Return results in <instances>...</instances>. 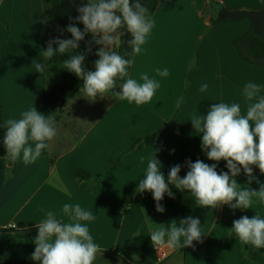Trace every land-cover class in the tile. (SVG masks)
Segmentation results:
<instances>
[{
	"label": "crops",
	"instance_id": "obj_1",
	"mask_svg": "<svg viewBox=\"0 0 264 264\" xmlns=\"http://www.w3.org/2000/svg\"><path fill=\"white\" fill-rule=\"evenodd\" d=\"M263 7L264 0H161L152 17L154 26L129 72L138 81L142 73L159 81L149 103L136 105L113 97L116 101L112 99L95 121L77 133L71 147L52 140L33 163L25 164L22 156L16 160L4 156L0 148V249L14 238L22 239L21 258L26 264H38L31 259L36 224L49 211L67 223L63 205L79 203L95 217L82 223L99 245L102 254L98 256L108 253L121 264H243L241 247L248 245L230 229L242 216L252 218L258 213L264 217V201L253 197L247 210L228 205L209 209L183 192L193 217L201 222L202 240L194 241L184 256L182 248L166 249L167 257L160 260L150 238L153 224L168 225L176 219L166 205L163 213L148 211L146 200L151 192L141 194L136 188L154 154L165 177L176 165V151L192 162L199 159L216 164L218 173L228 171L226 161L207 158L201 149L202 133L196 132L190 120L196 114L206 115L219 102L240 103L243 114L248 103L243 89L248 82L261 85L260 95L264 96V65L244 60L235 46V40L250 31L251 21L245 18L212 28L220 8L238 12ZM43 28V0H0L4 121L19 119L33 107L47 116L45 72L37 73L34 67L43 57ZM165 68L169 75L160 76L157 70ZM203 84L208 87L201 92ZM169 124L173 126L171 142L152 137ZM52 156L57 157L54 163ZM12 162L14 170L9 175ZM79 171L89 173L91 180L77 181ZM253 174L256 180L250 185L243 169L235 179L241 187L259 191L264 175L255 166ZM124 197L141 204L118 219L111 206ZM137 231L141 234L134 235ZM256 250L263 255L259 264H264V248ZM133 254L138 261L132 260Z\"/></svg>",
	"mask_w": 264,
	"mask_h": 264
},
{
	"label": "clouds",
	"instance_id": "obj_2",
	"mask_svg": "<svg viewBox=\"0 0 264 264\" xmlns=\"http://www.w3.org/2000/svg\"><path fill=\"white\" fill-rule=\"evenodd\" d=\"M76 11L78 15L70 17V23L62 29L72 38L50 39L42 52V61L34 65L36 72L44 73L49 67L45 61L67 53L69 58L61 67L83 80L80 92L89 102H94L97 96L103 98L111 94L136 105L149 103L160 86L159 81L147 73H142L139 81L129 74V68L154 26L141 0L131 3L130 0H87ZM77 24H83V30ZM125 27L131 35L127 41L131 52L126 56L131 58H125L116 51L124 43L121 38L125 33L119 29ZM89 33L92 40L87 42L85 50L72 54ZM92 44L99 46L94 53L98 59L93 62L95 70L86 71L85 57L92 52ZM157 72L160 76L169 75L167 68ZM118 82L120 91L117 93L113 90ZM207 87L203 84L200 91H206ZM260 91L261 85L255 82L244 86L243 96L248 103L243 114L240 103L219 102L213 103L206 115L196 114L190 120L196 132L202 133L201 149L206 151L207 158L226 161L227 172L218 173L216 164L209 165L197 159L195 162L185 161L188 168L185 176L179 175L181 165L176 164L170 167L165 177L161 171L162 164L154 154L147 162L144 177L137 184L138 193L151 192L158 213L165 211L161 201L166 193L174 198L169 185L191 193L195 203L203 208L216 209L228 205L231 209L247 210L251 208L253 197L264 201V184L255 191L241 187L235 179L243 169L250 185L256 180L253 166L264 175V96ZM4 127L6 154L13 160L22 156L25 164L35 162L57 135L53 116H45L35 107L22 112L19 119L5 121ZM256 182L259 183L258 180ZM62 211L69 222H62L49 211L46 218L36 224L38 235L31 259L38 264H95L98 254L102 253L88 225L82 223L95 219L92 211L82 208L79 203H65ZM230 231L243 244L254 249L264 248V217L258 213L252 218L242 216L234 220ZM140 234L137 231L134 235ZM202 237L201 222L192 216L180 219L179 226L176 221L168 225L153 224L150 233L152 246L158 252L193 246V242H200ZM132 260L138 261V255L133 254Z\"/></svg>",
	"mask_w": 264,
	"mask_h": 264
},
{
	"label": "trees",
	"instance_id": "obj_3",
	"mask_svg": "<svg viewBox=\"0 0 264 264\" xmlns=\"http://www.w3.org/2000/svg\"><path fill=\"white\" fill-rule=\"evenodd\" d=\"M161 0H141L142 6L148 9L151 18L154 16ZM87 0H43V38L42 45L43 51L46 50L48 42L50 39L59 37L61 39L67 38L71 39V34L62 31L70 23V17L74 18L78 15L76 8L81 5V3H86ZM133 0H130V3ZM117 15H120L117 12ZM249 19L251 21L250 31L240 38L235 40V46L239 50L241 57L255 64L264 65V7L261 11H238L229 12L224 8H220L217 13V17L213 23L212 28H216L219 25L231 22L239 21L242 19ZM81 30H83V24H77ZM125 33L121 38L124 43L121 44L119 48L116 49L125 58H131L126 56L127 53L131 52L127 41L131 39V35L127 33L126 27L119 29ZM92 40V36L89 33L85 36V40L80 42V47L73 50L72 54H77L83 52L88 41ZM56 47V45H53ZM92 52L88 53L85 57V70L94 71V61L98 57L94 54L98 47L95 44L91 45ZM69 58V54L65 53L63 55H56L50 60L45 61L49 67L45 71V106L47 111V116H53L55 124H60L62 120V115L64 109L67 105L75 98H77L81 92L80 88L83 84V80L76 77L73 73L61 67L64 60ZM130 72V68H129ZM119 85V82L118 84ZM117 98L112 101L115 102ZM4 119L2 116V107L0 104V148L4 156L6 154V149L3 145V139L6 132L4 127ZM173 126L172 124L166 125L163 129L158 131L152 137L154 138H164L172 141ZM57 157H51V163H54ZM190 160L185 154L176 151L175 163L181 165V171L179 175L181 177L185 176L188 168L185 166V161ZM9 175L14 170V162H12ZM82 179L91 180V175L86 171H79L77 174V181ZM101 178L99 177V180ZM173 193L174 198H170L167 193L165 194L161 204L168 206L176 219L177 225L179 226L180 219L186 218L188 216L193 217V213L187 203L184 193L176 189L174 186L169 185ZM148 211L152 212L155 210V201L153 200L152 193L146 200ZM141 204V201L133 200L130 197H124L112 204V210L118 219L124 217L132 209ZM22 244V239L14 238L7 242L0 249V264H26V262L21 258L20 248ZM189 250V247H183L181 249V254L184 256ZM263 259V255L258 252V250L253 249L249 246L241 247L240 261L243 264H259ZM99 261H103L104 264H116L118 261L111 257L110 254L105 253L102 256H97L95 264ZM101 264V263H100Z\"/></svg>",
	"mask_w": 264,
	"mask_h": 264
},
{
	"label": "rangeland",
	"instance_id": "obj_4",
	"mask_svg": "<svg viewBox=\"0 0 264 264\" xmlns=\"http://www.w3.org/2000/svg\"><path fill=\"white\" fill-rule=\"evenodd\" d=\"M113 91L118 93L120 91L119 85ZM113 97L111 94L103 98L97 96L94 102H89V100L80 94L77 98L73 99L67 105V111L62 115L61 123L55 124L57 135L53 138V141L62 143L63 147H71L78 139L77 133L81 132L84 126L87 127L95 121L105 107L109 105ZM69 113H72V117L69 116ZM100 263L104 264L103 261H99L98 264Z\"/></svg>",
	"mask_w": 264,
	"mask_h": 264
},
{
	"label": "built area",
	"instance_id": "obj_5",
	"mask_svg": "<svg viewBox=\"0 0 264 264\" xmlns=\"http://www.w3.org/2000/svg\"><path fill=\"white\" fill-rule=\"evenodd\" d=\"M160 260H164L167 257V250L164 249L162 251H159Z\"/></svg>",
	"mask_w": 264,
	"mask_h": 264
},
{
	"label": "water",
	"instance_id": "obj_6",
	"mask_svg": "<svg viewBox=\"0 0 264 264\" xmlns=\"http://www.w3.org/2000/svg\"><path fill=\"white\" fill-rule=\"evenodd\" d=\"M110 35H114V34H110Z\"/></svg>",
	"mask_w": 264,
	"mask_h": 264
}]
</instances>
